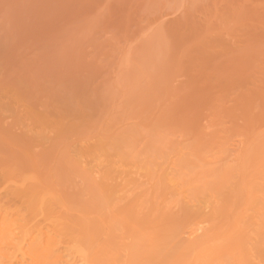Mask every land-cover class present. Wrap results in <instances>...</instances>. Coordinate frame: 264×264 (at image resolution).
I'll list each match as a JSON object with an SVG mask.
<instances>
[{"label": "rangeland", "instance_id": "374dc122", "mask_svg": "<svg viewBox=\"0 0 264 264\" xmlns=\"http://www.w3.org/2000/svg\"><path fill=\"white\" fill-rule=\"evenodd\" d=\"M0 264H264V0H0Z\"/></svg>", "mask_w": 264, "mask_h": 264}, {"label": "bare ground", "instance_id": "6f19581e", "mask_svg": "<svg viewBox=\"0 0 264 264\" xmlns=\"http://www.w3.org/2000/svg\"><path fill=\"white\" fill-rule=\"evenodd\" d=\"M198 229V228H197ZM197 231V230H196ZM194 232V231H193ZM193 232H191V233H193ZM185 233V232H184ZM189 235V234H188ZM191 235V234H190Z\"/></svg>", "mask_w": 264, "mask_h": 264}]
</instances>
